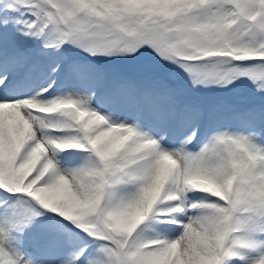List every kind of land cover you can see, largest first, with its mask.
<instances>
[{
    "label": "snow or ice",
    "instance_id": "1",
    "mask_svg": "<svg viewBox=\"0 0 264 264\" xmlns=\"http://www.w3.org/2000/svg\"><path fill=\"white\" fill-rule=\"evenodd\" d=\"M0 264H264V0H0Z\"/></svg>",
    "mask_w": 264,
    "mask_h": 264
}]
</instances>
